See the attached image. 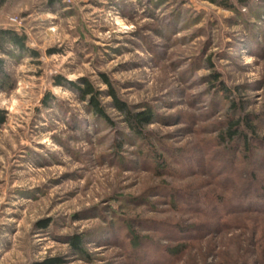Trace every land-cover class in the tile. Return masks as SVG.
Returning a JSON list of instances; mask_svg holds the SVG:
<instances>
[{
	"label": "rangeland",
	"instance_id": "1",
	"mask_svg": "<svg viewBox=\"0 0 264 264\" xmlns=\"http://www.w3.org/2000/svg\"><path fill=\"white\" fill-rule=\"evenodd\" d=\"M230 1L235 11L212 0H0V27L39 53H0V264H164L132 251L147 239L174 245L158 229L166 223L200 227L203 217L181 211L180 192L236 199L251 178L264 187V0ZM102 76L122 101L155 111L145 139L111 98L102 99L108 126L56 84L87 79L106 91ZM246 114L254 151L218 146L228 121ZM183 149L200 169L177 158ZM229 214L242 221L200 228L167 264H264V226Z\"/></svg>",
	"mask_w": 264,
	"mask_h": 264
},
{
	"label": "trees",
	"instance_id": "2",
	"mask_svg": "<svg viewBox=\"0 0 264 264\" xmlns=\"http://www.w3.org/2000/svg\"><path fill=\"white\" fill-rule=\"evenodd\" d=\"M62 0H56V2L61 3ZM214 3H217L220 7L226 8L231 11L236 10V5L232 3L230 0H212ZM239 2H243V0H239ZM246 3V2H245ZM245 5V4H244ZM246 7V6H245ZM27 39L28 37L23 34L16 32L14 29L0 27V53L6 54L8 56L19 58L20 56H24L25 54H29L30 56H38L39 53L35 50H31L27 47ZM5 60L1 58L0 55V80L5 81L7 78V71L5 70ZM103 77V83L107 86L106 91H101L94 86L87 79H81L78 83H68L64 81V79L56 78V84L62 85L67 83L76 93L80 94L82 101H85L88 106L91 108L92 116L97 118L99 121L105 122L108 126L115 125L114 121L110 118V115L107 111L108 106L106 107L103 104V98L109 97L111 98L110 106L115 109L122 120L127 125V128L130 130V133L136 136L139 139H145L147 137L146 128L152 125L156 121L155 111L151 108H146L143 110H139L138 108H134L129 105L125 101H122L119 97L117 91L114 90L112 83L108 77ZM214 80H217L215 75L212 76ZM219 88L221 93L230 95L231 91L223 86V84H219ZM232 108L234 111H237L236 104H232ZM7 121V111L0 109V129L5 125ZM255 120H251V115H241L239 119H230L226 126L220 131L218 136L217 144L223 148H239L241 145L246 151H254V148L251 147L250 142L258 141L259 139L255 138V126L253 124ZM262 141V140H261ZM124 143V141H121ZM260 142V140H259ZM264 146V142H260ZM238 145V146H236ZM233 146V147H232ZM237 147V148H236ZM237 151V150H236ZM190 154V150H182L177 153V158L180 157L181 162L187 166V168L191 169L193 172L196 170L194 166L188 163V160L182 159L183 156ZM191 155V154H190ZM264 159V158H263ZM200 160V159H199ZM188 163V164H187ZM264 168V167H263ZM203 171V170H201ZM223 179V178H222ZM259 179V178H258ZM260 181V180H259ZM218 185L220 189H224V185L221 184V180L218 181ZM251 183L245 184V191L242 195L238 196L239 198H220L217 196L207 197L206 195H191L190 193L186 194L185 192H180V206L181 211L184 213H190L191 216L198 215L203 217L204 221L200 224V227H181L175 224H164L158 229L164 237L169 235L171 238L166 239L170 241L169 243H174L171 246H163L161 243L153 240L147 239L144 243L145 245L141 246L139 249L132 251L133 256L132 259L135 258V255L143 254V258L150 257L154 262L160 263H170L175 259V257L186 254L187 249L192 246L195 238L198 237V232L200 228H206L207 230L211 229V226L215 228H227L229 225L235 227V221L238 222L239 218L230 217L229 212H244L246 214V218L255 219L256 224L255 227L264 226V187L259 185H255L256 180L251 178ZM228 188V187H227ZM238 210V211H237ZM225 211V212H224ZM232 214V213H231ZM245 215V214H244ZM245 217V216H243ZM231 218V219H230ZM241 224V223H239ZM197 229H199L197 231ZM181 236V237H180ZM70 244L73 250L76 253L81 255L84 254V242L80 235H74L70 238ZM138 239V238H137ZM145 240V239H144ZM142 242V239L133 241V245ZM191 245V246H190ZM132 248V247H131ZM148 255V256H146ZM38 264H63V260L60 258H55L54 260H48L45 262H40Z\"/></svg>",
	"mask_w": 264,
	"mask_h": 264
}]
</instances>
